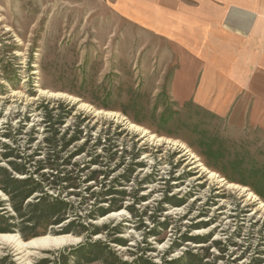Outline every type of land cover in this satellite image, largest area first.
<instances>
[{
    "label": "rangeland",
    "instance_id": "1",
    "mask_svg": "<svg viewBox=\"0 0 264 264\" xmlns=\"http://www.w3.org/2000/svg\"><path fill=\"white\" fill-rule=\"evenodd\" d=\"M114 4L0 0V264H264L245 96Z\"/></svg>",
    "mask_w": 264,
    "mask_h": 264
},
{
    "label": "crops",
    "instance_id": "2",
    "mask_svg": "<svg viewBox=\"0 0 264 264\" xmlns=\"http://www.w3.org/2000/svg\"><path fill=\"white\" fill-rule=\"evenodd\" d=\"M114 6L179 45L178 83H228V98L244 95L246 117L264 129V0H115Z\"/></svg>",
    "mask_w": 264,
    "mask_h": 264
},
{
    "label": "trees",
    "instance_id": "3",
    "mask_svg": "<svg viewBox=\"0 0 264 264\" xmlns=\"http://www.w3.org/2000/svg\"><path fill=\"white\" fill-rule=\"evenodd\" d=\"M53 140H51L50 142H52ZM51 158L52 160H54V162L50 165H48L49 167H53V168H59V166H56L55 163L60 160L59 158V153L56 154V152L53 150L52 154H51ZM15 171L17 172H24L21 169H18L16 167H14ZM5 175H6V181L4 183H6L8 185L9 188H15V185L18 181H15L14 179H12L10 176V174L7 171H4ZM61 183H70V186H75L74 184V178L73 177H69L67 175H65L64 179H61ZM27 184V183H25ZM33 192L31 191H25V193H21L22 196V200H25L27 198H29L32 195ZM21 197V195H20ZM50 212V211H49ZM63 220V219H62Z\"/></svg>",
    "mask_w": 264,
    "mask_h": 264
}]
</instances>
